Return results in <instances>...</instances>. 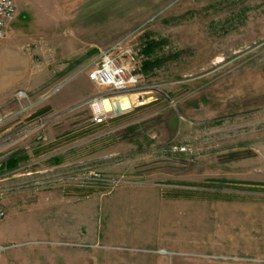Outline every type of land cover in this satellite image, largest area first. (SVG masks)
<instances>
[{
    "label": "rangeland",
    "instance_id": "1",
    "mask_svg": "<svg viewBox=\"0 0 264 264\" xmlns=\"http://www.w3.org/2000/svg\"><path fill=\"white\" fill-rule=\"evenodd\" d=\"M14 2L0 41V164L49 129L76 130L42 154L73 144L81 179L1 192L0 264H264V0ZM125 37L159 43L135 90L111 94L81 73L44 96ZM100 94L112 99L103 108L119 96L128 110L88 127ZM25 172H0V190L42 179Z\"/></svg>",
    "mask_w": 264,
    "mask_h": 264
},
{
    "label": "built area",
    "instance_id": "2",
    "mask_svg": "<svg viewBox=\"0 0 264 264\" xmlns=\"http://www.w3.org/2000/svg\"><path fill=\"white\" fill-rule=\"evenodd\" d=\"M16 13L17 8L14 0H0V41L4 38L8 27L16 16ZM145 60L146 57L142 51V46L130 44L128 42V37H125L110 46L99 49L76 73L70 75L68 79L53 87L48 94H45L44 96L58 92L65 82L81 73L85 74L86 78L91 83L107 89L111 94L135 90L136 86L140 82L141 68ZM15 95L17 99L27 98L24 91H18ZM104 99L111 100V98H106L104 94H100L87 101L91 110V117L89 121L94 125H104L107 121H112L125 111L119 109V112L115 113L113 108L106 111L102 107H98V103ZM115 102L119 105V102ZM115 102H112V104ZM172 150L177 153L187 152V148L184 146L174 145ZM22 169L23 167H19L14 173ZM88 174L90 175L91 172ZM40 175L42 176V179L40 181H36L34 184L24 183V181H21L18 184L10 185L5 189H1L0 196L3 190L4 192H13L25 189L26 187L32 185H52L62 189H67L74 186L77 180L81 179L78 174L75 173V168L71 167L70 164H66L52 170H47L45 173H41ZM99 181L105 185L107 184L106 186H109V183L110 185L111 183H114L115 185L118 184L120 179L112 181V179L99 178ZM4 217L5 211L0 202V221ZM9 247L10 246H4L0 243V255Z\"/></svg>",
    "mask_w": 264,
    "mask_h": 264
},
{
    "label": "crops",
    "instance_id": "3",
    "mask_svg": "<svg viewBox=\"0 0 264 264\" xmlns=\"http://www.w3.org/2000/svg\"><path fill=\"white\" fill-rule=\"evenodd\" d=\"M71 81H73V82H71ZM81 82H82V79L80 78L79 75H77V76L73 77L72 79L68 80L67 82H65L61 88L65 87L71 83L80 84ZM118 98H119V96L114 98V101H112V102H115V101L119 102ZM53 103L54 102L50 101V107H55L56 102H55V104H53ZM53 109L54 108H52V110ZM124 110L126 111L128 109H124ZM89 123H90V121H89ZM92 125H94V124L90 123V124H88V127L92 126ZM49 131H50V129L48 130V133L46 131L44 136H41V137L38 136V138H40V139L37 141L35 147L33 146V148L32 147L26 148L24 154L26 155L27 159L24 162L20 163L16 168L3 171L2 173L3 174H9V173L14 174V172L19 167H23L26 172L25 173H19L18 175L24 174L23 177H20V178L31 179V178H35L36 176L38 177L41 173H45L47 170H52L54 168L62 167L64 165L68 164V162H69L68 160L70 159V157H71L70 155L72 153L71 151L74 147L73 144L72 145L71 144L64 145L63 147L56 149V151H57L56 155L45 154V153L42 154V152L44 150L53 149L54 147H59V146L63 145L65 142L75 141V138L77 136L76 130L71 131V132L69 131L68 133L65 132V133H62L58 136L53 134L52 129H51L52 133H49ZM29 153H31V154H29ZM60 153L61 154L63 153L65 155L61 156ZM108 156L109 157H107V158H112L114 155L108 154ZM54 161H58V162L54 163ZM116 165H121V163L118 164L116 162ZM14 175H17V174H14Z\"/></svg>",
    "mask_w": 264,
    "mask_h": 264
},
{
    "label": "trees",
    "instance_id": "4",
    "mask_svg": "<svg viewBox=\"0 0 264 264\" xmlns=\"http://www.w3.org/2000/svg\"><path fill=\"white\" fill-rule=\"evenodd\" d=\"M159 45L157 41L148 40L142 45V51L145 56L148 58L142 65L141 72L146 73L150 70H153L155 67L159 65V61L157 59H151V55L153 54L155 48ZM96 50H90L85 56H89L95 53ZM81 60L75 61L74 64H78ZM70 65L69 67H71ZM27 159L26 155L24 154V150H17L13 152L2 164H0V172L6 170H11L16 168L20 163L24 162ZM58 161H54L57 163Z\"/></svg>",
    "mask_w": 264,
    "mask_h": 264
},
{
    "label": "water",
    "instance_id": "5",
    "mask_svg": "<svg viewBox=\"0 0 264 264\" xmlns=\"http://www.w3.org/2000/svg\"><path fill=\"white\" fill-rule=\"evenodd\" d=\"M119 107L120 106L116 102L112 104V108H113V110H114L115 113H118L119 112V109H121ZM121 110H124V109H121Z\"/></svg>",
    "mask_w": 264,
    "mask_h": 264
},
{
    "label": "bare ground",
    "instance_id": "6",
    "mask_svg": "<svg viewBox=\"0 0 264 264\" xmlns=\"http://www.w3.org/2000/svg\"><path fill=\"white\" fill-rule=\"evenodd\" d=\"M108 100V99H107ZM110 100V99H109ZM104 101V100H103ZM103 101H100L99 103H98V107H102V104H101V102H103ZM111 103V102H110ZM100 104V105H99ZM103 108V107H102ZM112 108V103H111V106H110V108L109 109H105V108H103V109H105L106 111H108V110H110ZM1 145H3V144H1Z\"/></svg>",
    "mask_w": 264,
    "mask_h": 264
}]
</instances>
